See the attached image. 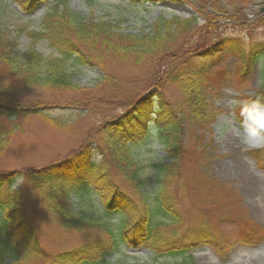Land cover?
Instances as JSON below:
<instances>
[{"label": "trees", "instance_id": "trees-1", "mask_svg": "<svg viewBox=\"0 0 264 264\" xmlns=\"http://www.w3.org/2000/svg\"><path fill=\"white\" fill-rule=\"evenodd\" d=\"M4 1L25 13L37 3L50 5L39 31L0 30V160L30 118L68 130L50 111L79 110L98 126L63 162L0 173V264H121L108 259L125 249L147 250L153 264H196L192 250L219 236L215 224L208 223L216 213L218 221L235 222L245 237L262 231L239 197L202 167L212 107L208 96L218 94L214 82L242 81L261 62L262 83L251 96L239 92L238 101L241 106L264 101V45L246 50L233 38L240 30L264 29L261 15L246 23L244 10L256 0H124L183 3L193 10L188 19L159 17L147 32L138 33L121 32L123 21L83 17L70 9V0L0 4ZM23 35L30 46L19 52ZM38 41L55 55L39 54L33 46ZM225 53L236 56L235 75L206 78ZM117 64L144 76L118 80L107 72ZM71 66L103 74L93 87L79 88ZM168 88L181 100L173 102ZM31 92L44 97L31 98ZM235 114L241 124L239 107ZM92 148L98 160L92 159ZM151 149L152 160L146 161ZM249 154L263 170L264 148ZM183 166L190 168L188 175ZM186 196L192 204L182 213L179 202ZM36 215L50 231L48 246L34 226ZM185 225L191 241L179 237ZM262 237L250 241L261 243Z\"/></svg>", "mask_w": 264, "mask_h": 264}, {"label": "rangeland", "instance_id": "rangeland-1", "mask_svg": "<svg viewBox=\"0 0 264 264\" xmlns=\"http://www.w3.org/2000/svg\"><path fill=\"white\" fill-rule=\"evenodd\" d=\"M68 4L72 11L83 17L92 15L96 19H102L112 24L123 21L118 24V28L125 33L147 32L159 17L186 19L193 15V10L189 6L168 1L156 5H133L124 0H70ZM49 5L48 2L37 3L30 13H25L10 1L2 2L0 4V30L14 32L18 27L25 26L27 31H39L41 19ZM236 33L238 34H233V38L243 44L246 50L253 46L264 45V29H258L250 34L242 30ZM12 36L14 37V34ZM29 46L30 41L25 35L18 39L19 52ZM33 46L43 56L54 54L44 41H38ZM214 62L215 66L207 71L206 78H218L225 74L235 75L237 59L234 54L225 53ZM260 67L261 62L255 64L246 78L236 81L232 85L226 86L220 81L214 82L215 89L221 92L218 95L208 96L211 99L212 107L209 110L211 115L204 132L206 142L202 146L204 144L206 146V155H203L202 167L208 176L225 184L239 197L240 205L246 211L250 221L262 231L258 230L256 233L250 234V237H245L244 232L235 222L218 221L219 213H216L217 219L214 218L208 223L215 224L219 230V238L214 237L211 242L200 244L192 250V258L196 264H264V241L261 243H259L260 239L250 241V239L256 240V236L260 233L264 238V171L258 170L255 160L248 155V152L253 150H246V146L237 137L221 134L222 128L229 123L237 128L240 127V121L229 102L233 99L238 101V92H243L247 96L255 93L262 83ZM69 71L74 77V84L79 88L93 87L103 74L97 68L88 66L79 68L71 66ZM107 72L118 80H128L134 77L141 79L144 76L141 71H133L130 67L122 64L111 66ZM139 83L141 84V81ZM11 84L15 85V83ZM167 95L173 102L181 100L178 92L172 88L167 89ZM29 97L44 96L32 93ZM49 115L66 126L68 130L54 128L46 121L34 117L23 122L21 136L14 138L10 149L0 161V172L35 169L63 162L69 155L82 148L87 135L98 126L94 118L86 116L82 111L62 108L50 111ZM91 154L94 161L98 160L94 148H92ZM145 160H152V149L146 150ZM183 169L184 173L188 175L186 170L190 171V168L183 166ZM196 197L201 198L200 195ZM190 201L191 199L186 196L179 202L182 213L191 203ZM194 202H197L195 197ZM213 206L215 210L218 209L216 203ZM228 211L230 212V210ZM193 225L194 222L191 219L190 226ZM34 226L38 234L44 236L46 240L44 244L48 246L50 231L37 215L34 217ZM187 229L188 226L185 225L184 229L179 231V237L184 236L188 241H191L193 238L186 233ZM108 260L121 264H153L150 253L144 249L134 251L125 249ZM157 264H164V261Z\"/></svg>", "mask_w": 264, "mask_h": 264}, {"label": "clouds", "instance_id": "clouds-1", "mask_svg": "<svg viewBox=\"0 0 264 264\" xmlns=\"http://www.w3.org/2000/svg\"><path fill=\"white\" fill-rule=\"evenodd\" d=\"M229 103L233 111L240 108L243 119L239 128L229 123L222 128L221 134L237 137L246 150L264 148V101L255 100L243 106L235 99Z\"/></svg>", "mask_w": 264, "mask_h": 264}]
</instances>
